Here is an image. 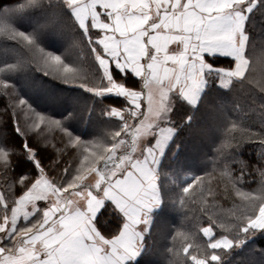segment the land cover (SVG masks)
<instances>
[{
  "label": "snow or ice",
  "instance_id": "6c2138e0",
  "mask_svg": "<svg viewBox=\"0 0 264 264\" xmlns=\"http://www.w3.org/2000/svg\"><path fill=\"white\" fill-rule=\"evenodd\" d=\"M258 5L264 0H19L0 9V50L5 41L18 45L13 62H0V113L22 141L0 142V264H128L165 199L189 226L172 235L166 264H223L222 254L264 233V132L226 114L212 171L160 184L165 149L181 148L174 109H195L210 84L235 88L264 114V71L257 75L246 30ZM25 18L32 31L18 27ZM52 27L67 40L60 54L41 43ZM28 67L95 97H121L103 107L118 125L88 140L75 135L71 113L57 119L20 96L10 76ZM192 119L189 111L182 124ZM254 138L260 147L250 164L238 150ZM21 155L32 168L18 174Z\"/></svg>",
  "mask_w": 264,
  "mask_h": 264
},
{
  "label": "trees",
  "instance_id": "16d2710c",
  "mask_svg": "<svg viewBox=\"0 0 264 264\" xmlns=\"http://www.w3.org/2000/svg\"><path fill=\"white\" fill-rule=\"evenodd\" d=\"M18 2L19 0H0V9L11 7ZM56 2L58 3L59 0H56ZM63 12L65 15H70L67 9H64ZM29 15L35 16L37 13H30ZM46 15L47 7L39 12L41 18ZM18 27L22 31H32L33 29V25L27 22V18L19 22ZM246 30L249 32L250 42H254V55L257 61L256 72L259 75L261 71H264V65L260 63L261 57H264V8H260L258 5L249 13ZM41 43L49 51L60 54L65 51L67 40L56 27H52L42 37ZM2 47L4 50H0V62H13L14 51L18 48L16 42L5 41ZM77 55V50H73L69 54V58L74 59ZM10 79L15 84L20 96L38 111L47 113L57 119H62L71 113L72 115L66 121V126L84 140L100 135L104 130L115 127L119 123L113 118L105 117L103 107L107 104L123 103L121 97H95L92 93L78 86L67 85L50 79L36 71L34 67H28L15 73L10 76ZM32 86L52 90L56 94L59 93L56 105L49 107L42 102V99L38 100ZM250 109L251 105L247 95L235 88L226 89L215 83L210 84L203 91L195 109L190 110L187 106L175 108L172 118L179 126L177 135L181 148H176L175 143L170 142L165 149L160 166L162 189L169 188L173 179H185V182H187V176H204L206 171H212L213 147L219 141L220 130L226 123L225 114L228 119L242 123L244 126L251 128L253 132H264V127H262L264 125V114L250 111ZM189 111H191L193 119L189 124L183 125L182 122ZM0 118L3 120V123H0V142L20 147L21 137L16 134L9 113H0ZM55 135L58 139L59 135ZM173 139L175 140L177 137ZM28 143L37 147L40 154L46 151L40 149L31 137L28 138ZM259 147L254 138L252 143H246L240 147L238 155L249 161L250 164L255 163ZM14 160L17 165L15 171L18 174L32 168L31 161L25 160L22 155L14 157ZM219 187L223 199L225 195L224 182H220ZM246 187H255V185L246 183ZM231 195L234 196L235 193L231 192ZM183 216V209L165 199L152 212L151 224L144 236L143 248L140 254L128 261V264H166L165 249L172 246V235L176 231L187 230L189 227ZM105 217H107L106 211L101 219ZM222 255H224L223 264H237L238 260L240 264H264V233H257L244 241L240 248L231 250V255Z\"/></svg>",
  "mask_w": 264,
  "mask_h": 264
},
{
  "label": "rangeland",
  "instance_id": "374dc122",
  "mask_svg": "<svg viewBox=\"0 0 264 264\" xmlns=\"http://www.w3.org/2000/svg\"><path fill=\"white\" fill-rule=\"evenodd\" d=\"M28 87V86H27ZM33 87V86H32ZM35 89V92L37 94V99H42V102L49 106V107H52L54 105H56V103L58 102V94L59 93H55L54 91H50V90H45V89H42V88H38L36 86L33 87ZM54 93V94H53ZM157 209V208H156ZM156 209H153L152 212ZM152 212L150 213L151 215V219H152ZM150 224H151V221L149 223V225L147 226L148 227V230H149V227H150ZM206 226V225H204ZM147 232L144 233V236Z\"/></svg>",
  "mask_w": 264,
  "mask_h": 264
}]
</instances>
